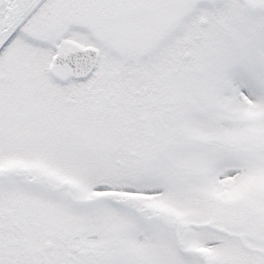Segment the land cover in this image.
Masks as SVG:
<instances>
[{
  "label": "snow or ice",
  "instance_id": "snow-or-ice-1",
  "mask_svg": "<svg viewBox=\"0 0 264 264\" xmlns=\"http://www.w3.org/2000/svg\"><path fill=\"white\" fill-rule=\"evenodd\" d=\"M0 264H264V0H0Z\"/></svg>",
  "mask_w": 264,
  "mask_h": 264
}]
</instances>
